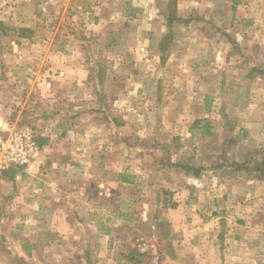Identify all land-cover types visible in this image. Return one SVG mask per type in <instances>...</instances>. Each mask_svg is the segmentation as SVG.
<instances>
[{
	"label": "rangeland",
	"instance_id": "rangeland-1",
	"mask_svg": "<svg viewBox=\"0 0 264 264\" xmlns=\"http://www.w3.org/2000/svg\"><path fill=\"white\" fill-rule=\"evenodd\" d=\"M168 2L0 0V93L21 101L46 51L85 57L78 141L105 161L47 165L74 156L10 116L43 158L4 173L0 264H264V0H177L172 21ZM62 173L84 189L54 192Z\"/></svg>",
	"mask_w": 264,
	"mask_h": 264
},
{
	"label": "crops",
	"instance_id": "crops-1",
	"mask_svg": "<svg viewBox=\"0 0 264 264\" xmlns=\"http://www.w3.org/2000/svg\"><path fill=\"white\" fill-rule=\"evenodd\" d=\"M20 50L25 56L28 55L26 53V49L23 48V46ZM4 57L7 62H9L10 64L13 63L12 65H9L10 69L13 70L16 66L14 59L15 57H9L8 55H4ZM12 60L14 61L12 62ZM85 60V57H81L78 55L67 57L61 52L46 51L45 54H43L41 57V65H45V63L47 65H45L42 70H40V68L37 71L34 70V73L36 74L34 81L31 82V79H29V82H26L27 84L32 83L30 92H28L26 96H24V98L20 99L21 101L17 100V97H14L13 99L10 98L8 93H6L5 95L0 93V119L14 122L10 116H12L13 118H19L20 116H22V120L24 122H33L34 124H37L42 129L41 135L43 138L41 139V144L47 152V155L50 153L53 154V149L61 148L62 150L68 149L67 153H71L72 156H74L73 160L71 158H67L70 160H65V156H50V158L47 159V165H50L51 159L59 160L61 163L65 161L66 163L73 165L79 164V166H82V168L85 167V169L81 171H84V175L87 178L90 177L88 175L89 168H91L94 163H100L102 165L103 163H105V161L101 160L103 158L102 156H100L99 160H96V158H94L95 156H91V150L89 149L90 146H86V140H82L81 143L84 144H81L78 141V137H80V135L84 136L82 135L84 131L83 125L86 122L85 118L87 116V109H85L84 106H88V100L90 99V95L92 92L91 90L89 91L88 89H86L87 87H85L87 86V84L90 85L89 81L92 80L91 76L89 75L88 68L84 63ZM17 77L18 76H16L14 79H16ZM14 79L10 82L11 86H14L12 83L18 86L17 84L19 83H17V81ZM47 82L50 83L47 84ZM34 85H38L41 89V92L38 89H35L34 91L35 93H37L36 99L41 102V105L38 107L35 106L37 105V103L35 104L32 102V98H34L32 96ZM6 88L8 87L6 86ZM4 98L6 100H4ZM9 102L11 104L7 108L6 103ZM85 102L86 105H84ZM13 104H16L17 107H15ZM59 138H63V145H60V147ZM78 152V155L80 156L77 155ZM55 154H58V152H55ZM75 155H77V161ZM87 166L89 167L88 169ZM62 174L63 175H60L62 179H59L58 185L55 180L57 175L54 176L55 178H53V176L49 178L50 180L52 178L54 179L51 183L52 190L54 192L59 191L60 195L65 194L64 188L68 187L69 184L70 186L75 184L76 187H73V189H84L80 187L79 182L73 179L72 175L70 179H65V173ZM7 175L5 174L4 176V174H2L1 176L0 190L2 187V181H6L5 178H7ZM119 176L125 178L126 175L120 172L118 178ZM17 179L18 176H16L15 178V175H11L9 181L14 182ZM133 181L134 180L129 181L127 179L126 182V180L123 179L117 184L125 186V184L134 183ZM61 183H64L63 189L59 188ZM84 187H86L85 189H87L86 182L84 183ZM262 188H264V186ZM246 189L247 191L249 190V193L252 191L250 188V184L249 186L246 185ZM0 198L3 199L1 192ZM23 205L25 207L24 211L26 213H29V205L27 206L26 203H24ZM181 206L182 205H180V209H182ZM37 209L39 210V208L36 207L32 208L33 211H36ZM172 212L173 211H171L170 213ZM28 217L29 215H27V218ZM249 219L251 218L249 217ZM255 226H257V223L255 224ZM262 229H264V222H261V230Z\"/></svg>",
	"mask_w": 264,
	"mask_h": 264
},
{
	"label": "built area",
	"instance_id": "built-area-1",
	"mask_svg": "<svg viewBox=\"0 0 264 264\" xmlns=\"http://www.w3.org/2000/svg\"><path fill=\"white\" fill-rule=\"evenodd\" d=\"M29 126L0 119V178L16 167H34L42 163L43 148Z\"/></svg>",
	"mask_w": 264,
	"mask_h": 264
},
{
	"label": "trees",
	"instance_id": "trees-1",
	"mask_svg": "<svg viewBox=\"0 0 264 264\" xmlns=\"http://www.w3.org/2000/svg\"><path fill=\"white\" fill-rule=\"evenodd\" d=\"M168 11L170 13V16L172 17L170 20L172 21L173 20V17H176L177 16V0H168ZM21 31L24 33L22 34L20 37L22 38H28L29 36L27 34H25L26 32H29L31 31L30 29L28 28H23L21 29ZM169 37V34H167L165 37H164V40H167ZM161 45H164L163 43ZM253 71H256V70H253ZM258 71V70H257ZM262 73V72H261ZM37 140L39 142V136L37 137ZM40 144V142H39ZM41 145V144H40ZM259 180L263 181L264 182V162L260 164L259 168ZM198 174V173H197ZM127 182V180H126ZM175 207V205H174Z\"/></svg>",
	"mask_w": 264,
	"mask_h": 264
}]
</instances>
